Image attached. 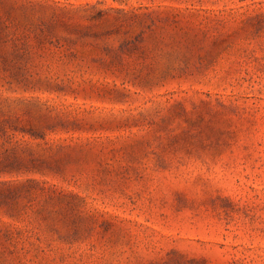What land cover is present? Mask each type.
<instances>
[{
    "label": "rangeland",
    "instance_id": "1",
    "mask_svg": "<svg viewBox=\"0 0 264 264\" xmlns=\"http://www.w3.org/2000/svg\"><path fill=\"white\" fill-rule=\"evenodd\" d=\"M0 264H264V0H0Z\"/></svg>",
    "mask_w": 264,
    "mask_h": 264
}]
</instances>
